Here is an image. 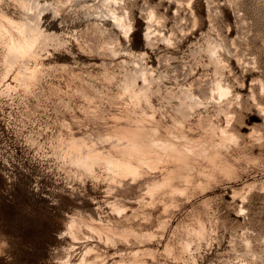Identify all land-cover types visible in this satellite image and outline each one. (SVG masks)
I'll list each match as a JSON object with an SVG mask.
<instances>
[{
  "label": "rangeland",
  "instance_id": "rangeland-1",
  "mask_svg": "<svg viewBox=\"0 0 264 264\" xmlns=\"http://www.w3.org/2000/svg\"><path fill=\"white\" fill-rule=\"evenodd\" d=\"M124 2L136 27L130 42L110 23L103 34L98 32L94 19L72 6L57 15L43 12L39 28L63 47L48 49L51 55L36 51L40 70L34 81L28 76L15 79L25 67L15 66L16 58L9 53V70L0 49V264H78L92 245L98 252L88 258L99 262L96 256L106 254L108 264L122 256L136 264H264V118L248 99L253 92L258 96L264 83V0ZM0 5L24 25L27 34L33 33L37 14L17 10L10 0ZM153 6L165 17L162 31L174 32V46L145 39L147 9ZM207 39L222 45L227 63L218 70L243 101L242 107L234 104L238 120L233 122L242 139L236 148L229 147L231 142L222 147L227 165L216 166L201 157L189 174L182 171L185 175L175 178V189H161L152 201L140 204L134 196L137 187H117L111 193L102 177L74 182V170L62 159V141L68 136L95 141L102 132L124 124L140 126L136 133L141 127L157 126L163 139L168 134L185 135L207 149L217 143L203 141L199 119L220 118L224 123L223 115L211 104L187 109L172 96L184 100V86L191 84L199 93L218 77L216 64L202 48ZM28 65L35 67L34 60L27 59ZM138 70L146 71L150 86ZM127 85L134 91L149 86V100L140 97L132 102L124 93ZM158 177L162 180L163 173ZM71 189L77 192L71 194ZM51 199L59 203L52 204ZM114 200L131 208L127 205L122 214L114 213L109 205ZM88 213L113 219L135 235L129 242L108 245L85 227L77 235L71 233L70 218Z\"/></svg>",
  "mask_w": 264,
  "mask_h": 264
},
{
  "label": "bare ground",
  "instance_id": "bare-ground-1",
  "mask_svg": "<svg viewBox=\"0 0 264 264\" xmlns=\"http://www.w3.org/2000/svg\"><path fill=\"white\" fill-rule=\"evenodd\" d=\"M0 1L2 2V0H0ZM10 2L17 8V10L28 11L31 14H37L36 10L34 8V5H36L37 3H41L40 0H10ZM52 2H54L56 5L59 6L60 11H62V10L66 11L67 9H69V6H72V8H76L79 12L82 13V15L86 16L87 18H89L91 20L94 19L92 22L95 26V29H97L98 32H102V34L105 31V27H106L105 24L106 23H110V24L116 26L115 19H122V17L119 16V8L115 4L110 5L109 0H53ZM154 8H155L154 6H153V8H150V7H148V9L144 8V9H147V15H146L147 26H146V30H145V36H144L145 39L148 42L155 41V40H161L164 43H167L168 45L174 44L175 43L174 42L175 41L174 32L172 31L169 34H167V33L162 31L163 30L162 26L164 23L163 20L165 17L160 16ZM125 11H127L129 14V11L126 8V6H125ZM43 12H45V11H41L40 15H42ZM110 13L114 17L113 19L109 18ZM150 14H154L156 20H159L160 23H156L153 20H151V22H149L150 21ZM196 17H195V19H196ZM129 18H130V16H129ZM92 22L90 21V23H92ZM196 25H197V23H196ZM24 29H25L24 25L18 19H15V18L5 14L2 11V6L0 5V49H2L4 51L3 55H2L3 61L5 62V64H9V66H8L9 70L12 69L11 63H9V61H8L10 58L9 57V53H10L12 57L16 58V60H15L16 65L15 66H17V64H21L22 67L23 66L25 67V70L19 71L15 75V79L19 78V76H21V77L28 76L30 80L34 81V79L37 78L38 72L40 70V67H39V57L40 56L36 53L35 48L29 47L30 43L33 40V35H32L33 33L29 31V34H27V31L25 32ZM95 29H93L94 32H95ZM107 31H109V30L107 29ZM74 33L72 34V37L75 40H78L79 36L77 37ZM102 34L101 35L98 34V35L102 36ZM107 40H109V38ZM110 43L112 44V42H110ZM203 44H205V43H203ZM175 45H177V44H175ZM172 46H174V45H172ZM111 47H113V46H111ZM202 48L204 51H206L208 53V55H209L208 57H210V59L216 64L217 68L215 71H216V74L218 75V77L213 79L212 81L211 80L208 81V79H207V81L211 82V83L206 82V84H208V86L205 85L201 89V91L198 90L199 93L196 92V90H195L196 88H193V86L191 84L189 86H184L182 88L184 91V94H183V97L185 98L184 100L182 99V97H180V95H172V96L179 98L184 103H186L187 109L189 108L190 110H194L197 106H203V105L205 108H208V106H210V104H211L213 106V108L215 109L217 114L223 115L224 123H223V121H222V123H220V120H219L220 118L215 120V121L208 120L207 116H206V118H200L199 119L200 120L199 121V128L202 131V133L205 135V137L203 138V141H207V142L208 141H214V142L217 141V143L216 142H215V144L212 143L213 145L211 147L209 146L210 148L207 149V148L203 147L204 144H202L203 146H201L200 143L195 144V143L189 142L192 140L189 139V141H188L187 140L188 137L185 135H177V134L174 135V134H172L173 137H171L168 134V136H167L168 138L163 139L161 137L162 133L160 132V129L157 126L156 127H153V126L152 127H146V128L141 127L140 133H146L149 129L153 130L154 134L150 139H151L154 150L146 154V159H145L144 164L125 163L124 161H121V160L114 161L113 162L114 171L112 173H106L105 174L108 177L107 179L102 177V179L104 180V183H106L105 185L109 189L108 191L111 192V191L115 190L117 187H127L128 189H130V188L132 189V188L137 187L136 190L134 191V194H135L134 196H135V200H138V203L140 204V203L149 201L151 199H154L153 197H154L155 193L161 189H166V188L175 189V178L179 174L185 175L182 171H187V174H189V169L193 168L194 161H196L197 159H199L201 157H203L205 160L207 159L209 162L215 164L216 166L221 167V166L227 165L225 161H222V160H224L221 157L222 156V147L224 146V144L231 142V141L230 140L227 142L219 141L217 139L216 129L217 128L223 129L225 127H231L233 129V131L235 133H237L233 127V122H234V120L237 119V118H235L236 117L235 113H237V111H235V109H234V108H236V107H234V104L242 107L243 101L241 99V95L239 93L234 92L233 84L228 79L225 78L223 73H220L218 70L220 68H223L225 66V64L227 63V61L225 62V60H224L225 57L222 54L223 52H221L222 45L218 42L207 39L206 45ZM110 50H111V48H110ZM141 55L144 56V54H141ZM27 59L34 60L35 67L29 66V65H28L29 67H26V60ZM238 59L239 58H237V60ZM43 62H45V61H43ZM137 75L143 78V81L145 84H148L149 86L151 85L152 82L148 78L146 71L138 70ZM146 81H147V83H146ZM205 81H204V84H205ZM25 85H28V84H25ZM149 86L147 88H149ZM147 88L145 89L146 91H134L135 89L133 90L129 85H127L126 89H124L125 90L124 93L125 94L129 93V97H130L132 102L139 101L140 97H144L148 101L149 96H148ZM261 89H264V83L262 81H261ZM86 95H88V94H86ZM252 95H255L254 92ZM123 96H124V94H123ZM234 97H239V100L238 101L234 100ZM86 98H87V96H86ZM121 98H122L121 100H123L122 96H121ZM118 99H120V98H118ZM87 101H89V100H87ZM117 101L118 100H116V102ZM132 102H130V103H132ZM130 103H128V104H130ZM88 111L91 112V110H88ZM96 111H97V109H96ZM103 113H105V112H103ZM113 115H115V114H113ZM209 117L210 116L208 115V118ZM229 117H232V118L229 119ZM92 118H93V116H92ZM105 118H106V116H105ZM79 120H78V122H79ZM114 120H116V119H114ZM93 121H95V120H93ZM117 121H120V120L118 119ZM74 123H76V122H74ZM91 123H92V121H91ZM105 123H107V122H105ZM83 126H85V125H83ZM62 127H65V125L64 126L62 125ZM135 127L138 128L140 126H134V125L126 126L124 124L118 125L113 130H110V131L107 130L106 132H102L99 135V137L105 136V135L110 136L114 133L133 132V131H135ZM79 129H81V128H79ZM68 131H69V128H68ZM72 131H75V130H72ZM254 131H255V129H254ZM78 135H80V134H78ZM61 138H62V136H61ZM177 138H179V139H177ZM68 139H69V136H68ZM68 139L66 138L67 141H62L63 145H64V148L62 150L64 156L65 155H71L72 153L76 152L78 149L83 150V148L88 147V144H89V141H87L85 139H80V138L77 139V138H74L73 136L69 140ZM180 140H183V141H180ZM91 141L94 142L93 140H91ZM59 142H58V144H59ZM81 142L83 143V148L81 147ZM104 147H107V145H105ZM133 149L139 152L142 150V145L134 144ZM171 163L174 164L175 168H171V166H170ZM194 169H196V168L194 167ZM160 172L163 173V179L162 180L160 177H158V173H160ZM99 178H101V177H99ZM176 186H177V184H176ZM184 187H185V185H184ZM159 195H161V194H159ZM122 198H124V197H122ZM119 203L120 202H117L115 200L109 202V205L112 208V211L114 213H121L122 214L124 211V208H126L127 205L130 207L129 204H126L122 201H121V203H124V204H121V203L119 204ZM151 205H152V203H151ZM141 207L142 206H140V208ZM99 214H101V213H99ZM127 215H128V213H127ZM112 220L110 218L104 219V218H102V215L99 217H96L93 214L88 213V217H85L83 215H79L78 217L72 216L70 218V220L68 221L67 227L71 233L76 234V235H77L78 230H82V228L84 229V227H85L86 230L90 231L93 234H96L100 240H102L103 242H105L108 245H116L120 241L125 243L126 241H128L130 239L129 237H131V235H135L134 231L125 229L124 226L120 227L119 225H117V223L120 224L119 222L114 223L113 222L114 220L113 221ZM186 245L188 246L189 243L187 242ZM166 250L170 252L171 248L167 246ZM93 251L98 252L96 249V246L95 245L89 246L78 264H108L107 261L105 260V258H103L106 254L102 258H101V255L96 256L97 258L101 259L99 262H96V260H95L96 258H91V257L88 258L89 254L91 252L94 253ZM140 252H141V249H140ZM122 257L119 260H114V264H136L135 262H127V260L123 259ZM137 257H140V255H138ZM135 259H137V258H135ZM67 264H71V263L67 262Z\"/></svg>",
  "mask_w": 264,
  "mask_h": 264
},
{
  "label": "clouds",
  "instance_id": "clouds-1",
  "mask_svg": "<svg viewBox=\"0 0 264 264\" xmlns=\"http://www.w3.org/2000/svg\"><path fill=\"white\" fill-rule=\"evenodd\" d=\"M109 4H115L119 8V16L122 19H115V24L120 28L122 38L130 42L132 34L136 31V27L135 22L129 18L128 12L125 11L124 0H109ZM34 8L37 13V23L34 25L33 40L29 47L35 48L41 55H51L52 53L48 49L51 48L54 51H59L63 45H57L55 43L56 37L45 34L39 28V17L41 11H51L53 15H57L59 6L54 2L45 0L42 4L37 3L34 5ZM109 18H114L111 13L109 14ZM149 22H151V19ZM248 99L251 105L258 110V114L264 118V89L259 91L258 96L252 95ZM234 100L238 101L239 97H234ZM231 118L229 117V119ZM145 123L151 122L145 121ZM216 133L219 141L227 142L230 140L229 147L231 148L238 147L240 139H242L231 127L217 128ZM153 134V130L149 129L146 133H136L133 131L101 136L94 142L89 141L86 148H83V143L81 142L83 150L78 149L71 155H65L62 159L70 171L74 170V182L80 181L81 183H85L88 180L96 181L99 177L107 179L108 177L105 174L114 171L113 162L116 160H121L125 163L144 164L146 154L154 150L150 139ZM134 144L142 145V150L139 152L134 150ZM105 145L107 147H104ZM76 192L77 189H71V194H75ZM51 202L52 204L59 203V201L52 199Z\"/></svg>",
  "mask_w": 264,
  "mask_h": 264
},
{
  "label": "snow or ice",
  "instance_id": "snow-or-ice-1",
  "mask_svg": "<svg viewBox=\"0 0 264 264\" xmlns=\"http://www.w3.org/2000/svg\"><path fill=\"white\" fill-rule=\"evenodd\" d=\"M191 6H192L191 3L189 2L188 5H187V7H191ZM150 19L153 20V21H155L156 23H160L159 20H156L154 14H150Z\"/></svg>",
  "mask_w": 264,
  "mask_h": 264
}]
</instances>
